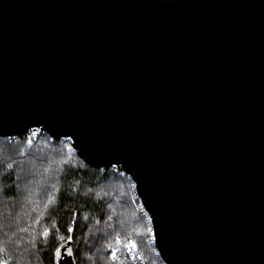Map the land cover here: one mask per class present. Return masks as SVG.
<instances>
[{
  "label": "water",
  "instance_id": "obj_1",
  "mask_svg": "<svg viewBox=\"0 0 264 264\" xmlns=\"http://www.w3.org/2000/svg\"><path fill=\"white\" fill-rule=\"evenodd\" d=\"M32 127L133 179L168 264H264V0H0V136Z\"/></svg>",
  "mask_w": 264,
  "mask_h": 264
},
{
  "label": "trees",
  "instance_id": "obj_2",
  "mask_svg": "<svg viewBox=\"0 0 264 264\" xmlns=\"http://www.w3.org/2000/svg\"><path fill=\"white\" fill-rule=\"evenodd\" d=\"M119 171L88 165L68 138L42 129L0 136V264H57L66 241L74 264H116L118 239L160 264L135 183Z\"/></svg>",
  "mask_w": 264,
  "mask_h": 264
},
{
  "label": "built area",
  "instance_id": "obj_3",
  "mask_svg": "<svg viewBox=\"0 0 264 264\" xmlns=\"http://www.w3.org/2000/svg\"><path fill=\"white\" fill-rule=\"evenodd\" d=\"M39 130L40 128L38 127L30 128V135L35 138V136L39 133ZM122 173H124V171H119V174ZM137 207L150 220V215L148 214L144 204L141 201L137 204ZM149 233L152 235L153 241V230H151ZM155 256L159 257L160 264H168L160 257L157 250ZM109 257L116 264H148V259H146V257L143 255V253L140 251L139 245L133 239L128 241H122L118 239L116 244L110 248Z\"/></svg>",
  "mask_w": 264,
  "mask_h": 264
},
{
  "label": "rangeland",
  "instance_id": "obj_4",
  "mask_svg": "<svg viewBox=\"0 0 264 264\" xmlns=\"http://www.w3.org/2000/svg\"><path fill=\"white\" fill-rule=\"evenodd\" d=\"M66 253H67V254H70V250L67 249V250H66ZM60 256H61V251H60V247H59V252H58V255H57V264H59V259H58V258H60ZM62 264H63V263H62Z\"/></svg>",
  "mask_w": 264,
  "mask_h": 264
},
{
  "label": "snow or ice",
  "instance_id": "obj_5",
  "mask_svg": "<svg viewBox=\"0 0 264 264\" xmlns=\"http://www.w3.org/2000/svg\"><path fill=\"white\" fill-rule=\"evenodd\" d=\"M69 230H71V229H69Z\"/></svg>",
  "mask_w": 264,
  "mask_h": 264
}]
</instances>
